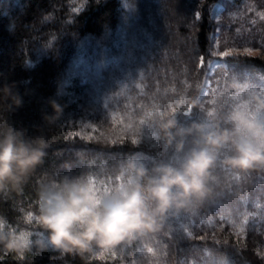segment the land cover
<instances>
[{
  "label": "trees",
  "instance_id": "1",
  "mask_svg": "<svg viewBox=\"0 0 264 264\" xmlns=\"http://www.w3.org/2000/svg\"><path fill=\"white\" fill-rule=\"evenodd\" d=\"M225 73L264 81V0H0V90L11 93L0 99V122L51 144L22 188L0 191V218L46 242L36 218L43 182L79 174L81 150L94 167L114 168L133 153L149 166L169 160L175 142L154 136L152 117L171 111L184 125L202 119L190 105L212 109ZM217 175L204 206L170 214L148 239L88 259L0 248V264H214L216 252L229 264H264V171Z\"/></svg>",
  "mask_w": 264,
  "mask_h": 264
},
{
  "label": "clouds",
  "instance_id": "2",
  "mask_svg": "<svg viewBox=\"0 0 264 264\" xmlns=\"http://www.w3.org/2000/svg\"><path fill=\"white\" fill-rule=\"evenodd\" d=\"M0 91V99L11 96L10 91ZM215 99L212 109L198 102L190 105L199 107L203 115L187 125L171 111L152 117L154 136L169 146L175 142V153L167 161L149 166L133 153L114 168L94 167L95 158L78 151L79 174L52 178L39 186L36 218L46 242L33 241L29 233L0 218V248L18 256L35 248L61 257H102L118 246L159 233L170 214L200 209L214 195L218 172L264 171V81L242 83L238 74L225 73ZM12 102L21 103L18 96H12ZM53 106L58 115L59 106ZM50 147L48 138H28L26 130L0 122V191L22 188L43 165ZM214 256V264H229L226 253Z\"/></svg>",
  "mask_w": 264,
  "mask_h": 264
},
{
  "label": "rangeland",
  "instance_id": "3",
  "mask_svg": "<svg viewBox=\"0 0 264 264\" xmlns=\"http://www.w3.org/2000/svg\"><path fill=\"white\" fill-rule=\"evenodd\" d=\"M220 10H221V7L220 6H217L216 9H215V15H220ZM218 42H220L218 39L215 40V48L218 50ZM250 51H248V53H251V54H257L259 53L257 50L255 49H249ZM223 52H221L220 54L222 55ZM221 63V60L218 58V59H215L213 60L211 63H210V72H213L215 70V68ZM207 84L210 83V79H207L206 81ZM206 93H208V89L205 87L204 88V91L202 93V95L204 96ZM209 99L211 100L212 98H210L209 96ZM115 126L116 125H110L108 127L109 130H115Z\"/></svg>",
  "mask_w": 264,
  "mask_h": 264
},
{
  "label": "snow or ice",
  "instance_id": "4",
  "mask_svg": "<svg viewBox=\"0 0 264 264\" xmlns=\"http://www.w3.org/2000/svg\"><path fill=\"white\" fill-rule=\"evenodd\" d=\"M245 51L248 52V51H250V50H249V49H246ZM224 55H227V53H225ZM201 63H203V58H202V60H201ZM133 143H136V141L133 140Z\"/></svg>",
  "mask_w": 264,
  "mask_h": 264
}]
</instances>
